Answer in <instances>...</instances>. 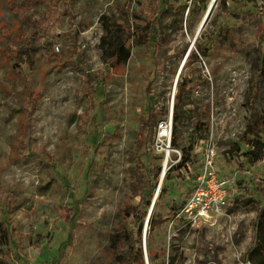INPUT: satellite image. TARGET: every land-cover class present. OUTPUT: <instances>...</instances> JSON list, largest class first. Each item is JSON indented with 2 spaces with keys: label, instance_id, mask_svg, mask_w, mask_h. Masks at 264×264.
I'll return each mask as SVG.
<instances>
[{
  "label": "rangeland",
  "instance_id": "obj_1",
  "mask_svg": "<svg viewBox=\"0 0 264 264\" xmlns=\"http://www.w3.org/2000/svg\"><path fill=\"white\" fill-rule=\"evenodd\" d=\"M169 2L0 0V264L245 260L264 207V0H216L198 35L211 0ZM212 109L216 164L240 194L196 229L173 217ZM170 111L189 162L151 207L164 160L151 144Z\"/></svg>",
  "mask_w": 264,
  "mask_h": 264
},
{
  "label": "built area",
  "instance_id": "obj_2",
  "mask_svg": "<svg viewBox=\"0 0 264 264\" xmlns=\"http://www.w3.org/2000/svg\"><path fill=\"white\" fill-rule=\"evenodd\" d=\"M191 3L194 0H184ZM172 111L156 124V135L152 140V148L161 152L166 164L162 168L161 183L167 170L182 164V152L172 146ZM217 111H210L209 125L206 138L203 141L202 156L198 168L192 173L190 178L189 195L184 198L180 209L176 212L173 219H182L187 225L200 229L209 223L214 216L221 214L236 199L238 192L235 175L221 174L216 164L219 153L217 151V140L219 135L220 122L217 121ZM187 156V155H186ZM189 161L184 162L182 168L188 165ZM163 164V163H162ZM166 171L164 173V167ZM179 169V170H182ZM161 186V184H160ZM160 186L157 188L160 189ZM156 188V190H157ZM239 264H251L249 261H239Z\"/></svg>",
  "mask_w": 264,
  "mask_h": 264
},
{
  "label": "trees",
  "instance_id": "obj_3",
  "mask_svg": "<svg viewBox=\"0 0 264 264\" xmlns=\"http://www.w3.org/2000/svg\"><path fill=\"white\" fill-rule=\"evenodd\" d=\"M160 5H161V10H166L169 6V0H159ZM68 8V7H67ZM69 9V8H68ZM250 14V11H246L244 13V16H247ZM125 42V41H124ZM120 45V47H123V43ZM191 56H197L196 51L191 50L190 52ZM114 63L119 64L121 63V57H120V52L117 53L114 56ZM94 77V76H93ZM95 78V77H94ZM155 79V77H154ZM154 80H151L148 84H147V94L150 97L152 94V83ZM177 93L175 94V101H174V105L178 107L181 106V97L182 95L186 92V89L183 85V82H181L180 84H177ZM179 115V111H174L173 112V116H174V122H176L177 118ZM143 129V128H142ZM195 129L197 132H201V133H205L208 130V127H203L201 125V123H195ZM173 139H172V145H177V141H176V135H172ZM243 138V137H242ZM249 144H247L248 146H254L257 144L256 139H247ZM245 142H243L244 144ZM188 161V159H184L182 164L177 165L176 167H173V169L179 170L182 168V166L184 165V162ZM142 162V161H141ZM156 184L151 183V185L149 186V190L148 192L152 193L154 188H155ZM161 190L165 191L164 186H162ZM74 203H77L76 201ZM147 205L145 206L147 208V206L150 203V199L147 200ZM256 225H255V235H254V242L253 245L246 251L245 255H244V261H249L251 264H264V207H258L257 208V216H256ZM56 260V259H55ZM55 264V263H54Z\"/></svg>",
  "mask_w": 264,
  "mask_h": 264
},
{
  "label": "water",
  "instance_id": "obj_4",
  "mask_svg": "<svg viewBox=\"0 0 264 264\" xmlns=\"http://www.w3.org/2000/svg\"><path fill=\"white\" fill-rule=\"evenodd\" d=\"M211 9H212V4H211V6L209 7L207 13L205 14V16H204V18H203V20H202V22H201V27H202L203 24L205 23V21H206L208 15H209ZM178 73H179V71H178ZM177 75H178V74H177ZM175 85H176V80H175ZM160 184H161V179H160V181H159V183H158V188H159ZM158 188H157L156 191H158ZM154 200H155V196L153 197L151 207L154 205V202H155ZM150 213H151V209L149 210V216H150ZM148 218H149V217H148ZM147 224H148V219H147V221H146L145 230H146V226H147Z\"/></svg>",
  "mask_w": 264,
  "mask_h": 264
},
{
  "label": "bare ground",
  "instance_id": "obj_5",
  "mask_svg": "<svg viewBox=\"0 0 264 264\" xmlns=\"http://www.w3.org/2000/svg\"><path fill=\"white\" fill-rule=\"evenodd\" d=\"M215 1H216V0H211V3H210V5H209V7L211 6V4H212V7H213ZM208 9H209V8H208ZM207 11H208V10H207ZM206 13H207V12H206ZM200 28H201V24H200V26H199V28H198V32H199ZM182 66H183V65H181V67H180V72H181ZM165 164H166V162L163 161L162 168H163V166H164ZM165 171H166V166L164 167V173H165ZM161 174H162V170H161V173H160V177H161ZM160 177H159V178H160ZM158 194H159V190L156 191V193H155V200H156V198L158 197ZM155 200H154V201H155Z\"/></svg>",
  "mask_w": 264,
  "mask_h": 264
},
{
  "label": "flooded vegetation",
  "instance_id": "obj_6",
  "mask_svg": "<svg viewBox=\"0 0 264 264\" xmlns=\"http://www.w3.org/2000/svg\"><path fill=\"white\" fill-rule=\"evenodd\" d=\"M201 28H202V27H201ZM220 29H223V28H219V30H220ZM200 31H201V30H200ZM198 33H199V32H197V35H198ZM196 39H197V37L195 38L194 41H196ZM185 49H186V47H183V48L181 49L180 52H181V53H184ZM191 50H193V49H190V52H191ZM190 52H189L188 55L186 54V56H185L186 58H188L189 56H191V55H190ZM178 71H179V73H178ZM180 73H181V72H180V69H178V70H177V74H178V75L176 74V85H177V79H178Z\"/></svg>",
  "mask_w": 264,
  "mask_h": 264
},
{
  "label": "crops",
  "instance_id": "obj_7",
  "mask_svg": "<svg viewBox=\"0 0 264 264\" xmlns=\"http://www.w3.org/2000/svg\"><path fill=\"white\" fill-rule=\"evenodd\" d=\"M238 194H240V193H237V194H236V199L238 198V197H237Z\"/></svg>",
  "mask_w": 264,
  "mask_h": 264
}]
</instances>
